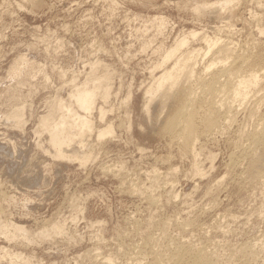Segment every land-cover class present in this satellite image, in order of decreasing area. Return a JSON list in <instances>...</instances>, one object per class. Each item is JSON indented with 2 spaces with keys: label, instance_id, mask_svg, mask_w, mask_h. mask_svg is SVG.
I'll return each mask as SVG.
<instances>
[{
  "label": "rangeland",
  "instance_id": "1",
  "mask_svg": "<svg viewBox=\"0 0 264 264\" xmlns=\"http://www.w3.org/2000/svg\"><path fill=\"white\" fill-rule=\"evenodd\" d=\"M179 107L189 134L165 126ZM43 117L71 124L65 155ZM262 140L264 0H0V264H264Z\"/></svg>",
  "mask_w": 264,
  "mask_h": 264
},
{
  "label": "bare ground",
  "instance_id": "2",
  "mask_svg": "<svg viewBox=\"0 0 264 264\" xmlns=\"http://www.w3.org/2000/svg\"><path fill=\"white\" fill-rule=\"evenodd\" d=\"M195 9L199 10L200 8L196 7ZM190 33L192 36L195 35L194 31H191ZM206 41H207V46H208L207 50H206V52H207L209 50V47H211L212 45L215 44L216 40H213V41L206 40ZM185 42H186L185 37L179 39L175 43L174 46H172L170 49H168V51L166 52V54L163 57V61H161V62L164 63L167 59L172 57L175 54V52L179 49V47L181 45H183ZM227 49H228V47H226L225 45L219 47V51H221V52L222 51L225 52ZM193 56H194V54L191 52L188 54H185V55L182 54L181 56L176 58L174 64L171 66V68L164 69L161 72V74L154 79V82L151 83L152 85H150L149 88L146 90L148 93V96H147L148 100H147L146 104H148V102H150V101H153L154 93L157 92L158 90H161V89L163 90L161 93L165 94V95L161 94V95H163V97L166 96L168 98L169 97V96H167L168 94L174 95V92L171 94H170V92L172 91L173 87L175 85H177L178 77L180 75L179 73L185 67L188 66L189 63L187 64V62H188L189 58H191ZM213 63H214L213 60H211L210 63L207 64L206 68H209ZM225 66H227V65H225ZM229 68L230 67H222L220 69L221 71L220 70L219 71L224 72V71H227ZM187 69H188L187 74L188 75L191 74V72L193 71V68L190 66ZM230 69H229V72H230ZM232 69H233V67H232ZM258 76H259V74H257V73H252L248 76H241L239 79H237V81L234 84L232 83L233 84L232 90H233L234 94L235 93H237V94L243 93V95H244L247 92L248 88L252 87L253 85H255L258 82ZM106 93H107V90L104 89L103 90V96L104 97H105ZM184 94H186V93H184ZM94 95H95L94 87L88 88V86H87V87H82L80 89H77L74 92L73 96H74V100L76 101L78 106H80L84 110H89V109H91L92 104L94 102ZM99 111H100V117H101L103 115V110L100 109ZM18 114H19L18 111L14 112V116H16V117L18 116ZM182 115H183L182 109H181V107H179L176 110V112H174L173 114H171L168 117L165 126L167 128L182 127L183 131L186 130V132H188V134H189L192 130L191 129V122H190L189 118H182ZM77 118H78V120H77V122H75V123H77V130H76L77 133H80L85 128H87V129L91 128L90 120L85 115H77ZM181 124H183V126H179ZM40 125L42 127H45L48 129L49 140L51 142V145H53V147H54L55 155H59V156L65 155L62 146L65 143L67 144V142L71 139V136L67 134L69 132L68 129L71 126V124L67 125V121H66L65 117H62L57 122H55L54 124L49 125L47 122V117H43L41 119ZM72 125H73V123H72ZM109 133H112V127L108 124L98 131V137H101V136H103L105 134H109ZM262 145L263 146L261 147L262 149L260 148L261 149L260 151L256 150V151H258L257 156H255L256 160H257L255 163L256 166H261L262 164H264V140H262ZM86 158H87V155L83 153V155H81V161H85ZM253 168H256L255 165ZM12 226L14 227V229H17L18 231L22 232L23 235L25 236V232L20 230V228L18 226H16V225H12ZM53 229L55 231H59L60 228H59V226H54ZM45 230L39 231V233L45 234V232H46ZM46 233H48V232H46Z\"/></svg>",
  "mask_w": 264,
  "mask_h": 264
}]
</instances>
